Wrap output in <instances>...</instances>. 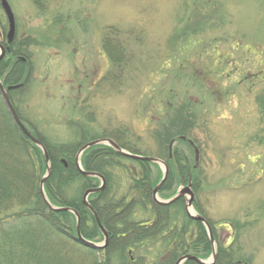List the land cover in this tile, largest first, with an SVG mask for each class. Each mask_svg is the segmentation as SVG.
I'll use <instances>...</instances> for the list:
<instances>
[{
  "label": "rangeland",
  "instance_id": "rangeland-1",
  "mask_svg": "<svg viewBox=\"0 0 264 264\" xmlns=\"http://www.w3.org/2000/svg\"><path fill=\"white\" fill-rule=\"evenodd\" d=\"M8 2L17 38L29 42L30 76L12 94L24 123L53 143L82 130L95 139L119 134L162 159L160 123L182 108L180 125L190 123L199 152L193 200L212 223L216 245L264 264V0ZM108 27L129 55L119 79L102 48ZM171 185L160 199L186 184ZM106 256L99 258L107 264L129 257L114 251L108 263Z\"/></svg>",
  "mask_w": 264,
  "mask_h": 264
},
{
  "label": "trees",
  "instance_id": "trees-1",
  "mask_svg": "<svg viewBox=\"0 0 264 264\" xmlns=\"http://www.w3.org/2000/svg\"><path fill=\"white\" fill-rule=\"evenodd\" d=\"M31 1L41 7L43 0ZM117 36L116 30L108 27L101 41L114 71L112 79L120 78L129 61L125 44ZM28 45V40L16 38L12 44L13 54L26 56ZM29 76L27 63L11 59L0 62V80L4 86L20 84L19 90ZM109 77L108 71L105 80ZM15 90L8 91V95L23 121L12 95ZM169 116L161 121L162 131L158 132L165 153L162 159L168 165L167 178L158 192L163 198L168 195L173 181L187 183L190 177L192 189L197 187V167L194 168V160L188 156L192 148L186 140L179 139L181 136L190 139L187 127L190 123L180 125L184 120L182 108L178 110V106ZM28 129L40 140L49 157L51 172L43 184L48 202L54 207L75 210L80 217V233L85 239H101L95 219L81 199L85 190L99 186V179L82 175L74 165L79 148L95 137H87L82 130L72 141L53 143ZM101 137L112 139L130 153L141 154L128 141H121L119 134L103 133ZM170 140L186 147L179 149L173 145L169 156ZM79 161L83 170L97 172L105 179L104 188L91 193L88 201L109 234L104 252L108 263L114 251L122 258L130 249L138 254L125 264H174L185 254L201 259L210 255L207 232L200 222L186 216L183 198L168 206L152 201V189L162 175L157 164L122 156L106 144L87 148ZM45 168L41 150L16 126L0 98V264H107L99 258L100 249L86 247L76 240L74 215L68 211H54L42 199L38 184ZM193 206L202 214L195 202ZM207 221L217 241L212 223ZM191 226L196 227L195 235L190 231ZM183 264L196 263L186 260ZM213 264L247 263L234 259L233 249L228 245L217 244Z\"/></svg>",
  "mask_w": 264,
  "mask_h": 264
},
{
  "label": "water",
  "instance_id": "water-1",
  "mask_svg": "<svg viewBox=\"0 0 264 264\" xmlns=\"http://www.w3.org/2000/svg\"><path fill=\"white\" fill-rule=\"evenodd\" d=\"M1 5H2V8H3L4 13L6 15L7 21H8L7 39H8V41H11L13 36H14V17H13L12 11L10 9V6L7 3L6 0H1ZM3 55H4V48L0 45V59L3 57ZM17 87H18V85H11V86L4 87L2 82L0 81V97H1V100H2L5 108L7 109L10 117L12 118L14 123L16 124V126L21 130V132L31 142H33L41 150L46 168H45V173L41 177V179L39 181V185H38L40 195H41L42 199L44 200V202L52 210H54V211H68V212H71V213H73L75 215V217H76V223H75V234H76V236H75V238H76V240L78 242H80L84 246L92 247L94 249L103 248L106 245V242H107V232L104 230L103 226L101 225V223L99 221V218H98L95 210L91 207V205L89 204L88 199H87L89 194L99 192V191H101L104 188L105 180H104L103 176L101 174L97 173V172L83 170L82 167L80 166L79 158H80V155L83 153V151H85L87 148H89L91 146H94V145H97V144H108L112 148H114L117 153H119L122 156L129 157V158H132V159H135V160L152 162V163H156V164L160 165V167L163 168V174H162V177L159 180V182L152 189L151 196H152L153 202L155 204H157V205L167 206V205L172 204L176 200H178V199H180L182 197H185L184 209H185L186 215L190 219H192L194 221H199L205 226V228H206V230L208 232V235H209V241H210L211 249H212V253H211L210 259L208 261H203V260L199 259L196 256L186 254V255L181 256L180 258H178L175 261L174 264H182L183 261L190 260V259L195 261L197 264H212L215 261V259H216V249H215L212 233H211V230H210V226H209L208 222L205 220L204 217H202L200 214L196 213L192 209L193 191L191 189V182L189 181L185 186L180 188L177 191V193L171 199L166 200V201L159 199L158 198V191L161 188V186L163 185L164 181L166 180L167 174H168V166H167V164L163 160L155 158V157L129 153L126 150L120 148L113 140L108 139V138L95 139V140L86 142L85 144H83L79 148V150L76 152L75 157H74V165H75L76 169L82 175L89 176V177H97V178L100 179V185L98 187L90 188V189H87V190H85L83 192L82 204L93 215L99 230L101 231V233L104 236V243L103 244H98V243H95V242H92V241H89V240L85 239L80 233V218H79L78 213L76 211H74L73 209L69 208V207H54V206H52L48 202V200H47V198H46V196L44 194L43 184H44V181L46 180V178L49 176V174L51 172L49 157H48L46 149L44 148V146L42 145L40 140L38 138H36L26 128V126L22 123V121L20 120V118H19L17 112L15 111L12 103L10 102V99L8 97V91L10 89H14V88H17ZM179 139L187 140L186 137H184V136L179 137ZM173 142L174 141L171 140L170 143H169V146H168L169 147V154L171 153V148H172ZM187 142L193 149L194 162H195L194 167H196L197 162H198V155H199L198 148L194 145V143L191 140H187Z\"/></svg>",
  "mask_w": 264,
  "mask_h": 264
},
{
  "label": "flooded vegetation",
  "instance_id": "flooded-vegetation-1",
  "mask_svg": "<svg viewBox=\"0 0 264 264\" xmlns=\"http://www.w3.org/2000/svg\"><path fill=\"white\" fill-rule=\"evenodd\" d=\"M6 1L8 2V0H6ZM2 13L4 14L5 22L6 23L5 24L2 23V20H1V17H0V45L4 48V55L0 59V62L1 61L7 62V61H9L11 59L13 61L18 60V61H21L23 63H28V61L22 55H20V54H13L14 53V50H13L12 44H13V41L17 38L16 33H15V23H14V36H13V38H12L11 41H8V39H7L8 21H7L6 15L4 13V10L2 8L1 0H0V15ZM13 16H14V14H13ZM14 21H15V18H14ZM104 230L107 232V242H106V245L102 249H100L102 252H105V248L107 247L108 242H109V234H108V231L105 228H104ZM93 242H95V243H102L103 244L104 243V236H103V234H101V240L98 238L97 240H95ZM125 254H128V256H129L128 259L126 260V262L127 261L129 262V261H132L133 260V257L131 256L132 255V250L131 249L130 250H127L125 252Z\"/></svg>",
  "mask_w": 264,
  "mask_h": 264
},
{
  "label": "bare ground",
  "instance_id": "bare-ground-1",
  "mask_svg": "<svg viewBox=\"0 0 264 264\" xmlns=\"http://www.w3.org/2000/svg\"><path fill=\"white\" fill-rule=\"evenodd\" d=\"M83 195V194H82ZM82 199V198H81ZM192 211V210H191ZM89 248H92V247H89ZM92 249H94V248H92ZM95 250H99V249H95ZM121 256V255H120ZM194 256V255H193Z\"/></svg>",
  "mask_w": 264,
  "mask_h": 264
}]
</instances>
